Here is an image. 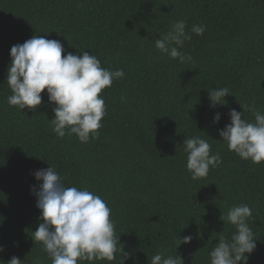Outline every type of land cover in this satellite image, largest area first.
I'll use <instances>...</instances> for the list:
<instances>
[{"label": "trees", "instance_id": "obj_1", "mask_svg": "<svg viewBox=\"0 0 264 264\" xmlns=\"http://www.w3.org/2000/svg\"><path fill=\"white\" fill-rule=\"evenodd\" d=\"M177 20L192 37L179 49L192 57L185 63L155 48ZM196 24L205 26L202 36L192 33ZM35 35L124 71L101 93L99 139L59 138L47 90L35 112L8 104L10 50ZM222 87L227 105L210 107L208 91ZM245 104L264 114V0H0V261L52 264L32 239L41 222L34 174L52 166L66 187L87 189L111 209L129 255L93 264H151L164 249L175 256L176 241L187 235L192 241L176 250L184 264H211L221 234L231 241L236 231L221 216L239 204L250 206L257 240L247 264H264V162L242 160L219 136L229 112L243 114ZM242 119L255 122L248 111ZM193 136L222 158L198 180L183 147Z\"/></svg>", "mask_w": 264, "mask_h": 264}, {"label": "clouds", "instance_id": "obj_2", "mask_svg": "<svg viewBox=\"0 0 264 264\" xmlns=\"http://www.w3.org/2000/svg\"><path fill=\"white\" fill-rule=\"evenodd\" d=\"M186 22L177 20L167 34L155 40V48L163 55L180 63L191 61L190 55L179 51L186 40L192 37L186 32ZM192 33L202 36L205 26L193 25ZM11 63L7 70V84L11 90L8 97L10 106L35 112L42 105V93L47 90L48 101L54 104V119L49 123L59 138L76 135L81 143H88L100 137L101 121L106 115L105 100L101 93L110 88L114 81L123 79L122 69L115 71L103 68L100 60L82 52V55L65 53L59 40L46 39L35 35L23 44L12 46ZM209 92L210 107L226 106L229 94L227 87ZM243 114L232 109L230 123L219 131L222 142L229 151L245 161L259 165L264 162V114L254 105H241ZM252 112L255 122L242 119L244 112ZM216 113L213 123H219ZM187 153V170L192 180L206 178L210 169L222 163L219 153H211V145L199 137H187L183 142ZM39 190L33 189L40 211V223L32 239L39 242L52 264H93L95 261H114L118 252L123 251L119 237L115 235V222L111 209L98 195L87 189L66 187L54 167L35 172ZM252 210L247 204L231 207L221 216L235 226L231 241L221 234L218 243L210 251L211 264H247L249 256L256 249L257 240L249 226ZM191 235L179 236L177 247L192 241ZM120 245V247H118ZM166 255L167 249L155 254L151 264H184L177 255ZM0 247V252H3ZM125 259V260H126ZM0 264L4 262L0 261ZM7 264H22L12 257ZM124 264V262H123Z\"/></svg>", "mask_w": 264, "mask_h": 264}]
</instances>
